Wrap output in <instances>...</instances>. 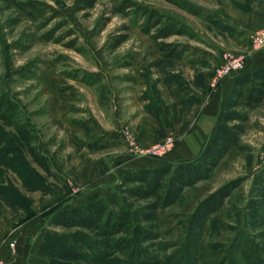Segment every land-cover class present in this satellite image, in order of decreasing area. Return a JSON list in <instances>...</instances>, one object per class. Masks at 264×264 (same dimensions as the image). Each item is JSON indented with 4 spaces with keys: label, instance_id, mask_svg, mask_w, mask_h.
Here are the masks:
<instances>
[{
    "label": "rangeland",
    "instance_id": "374dc122",
    "mask_svg": "<svg viewBox=\"0 0 264 264\" xmlns=\"http://www.w3.org/2000/svg\"><path fill=\"white\" fill-rule=\"evenodd\" d=\"M184 1L219 17V27L163 0H0V243L35 220H46L42 243L74 233L50 224L53 217L109 197L119 188V175L134 171L125 163L144 159L168 165L200 154L222 118L211 123L191 156L176 152L175 145L191 136L216 89L237 75L213 84L225 53L243 56L245 73H250L242 44L251 49L264 0ZM125 2L124 11L115 13ZM146 10L189 30L192 37L165 41L184 50L182 59L162 58L141 32ZM121 36L126 40L113 48ZM246 110L249 120L241 136L246 150L231 149L209 180L186 190L179 204L159 211L158 242L167 245L166 253L183 250L188 218L198 203L233 180L240 185L203 230L204 263L230 257V243L238 234L264 242V104ZM184 124L190 130L176 135ZM125 130L143 148L168 137L174 145L163 157L132 155L122 138ZM29 148L39 161L30 157ZM56 254V249L44 254L46 264ZM100 264L127 262L111 255Z\"/></svg>",
    "mask_w": 264,
    "mask_h": 264
},
{
    "label": "trees",
    "instance_id": "16d2710c",
    "mask_svg": "<svg viewBox=\"0 0 264 264\" xmlns=\"http://www.w3.org/2000/svg\"><path fill=\"white\" fill-rule=\"evenodd\" d=\"M163 1L213 27L220 25L219 17L206 14L184 0ZM126 3L115 13L123 12ZM87 5L92 7L91 2ZM142 17L140 30L154 43L162 58L182 59L184 50L178 44L165 41L172 36L192 37L189 30L155 10L143 11ZM125 40L126 36L117 38L113 48ZM263 99L264 67L250 73H245L244 69L235 76L222 121L195 159L153 169L125 171L119 175L118 190L106 199H94L82 207L58 212L50 224L76 231L67 237L47 233L46 238L51 236L54 242L47 243L45 239L39 256L47 260L44 254L56 249V258L50 260V264H100L103 258L111 255L123 258L127 264H212L204 263L203 230L240 185L239 180L226 183L198 203L185 228L187 244L179 252L168 254L167 245L158 242V213L179 204L186 190L209 180L231 149L246 150L241 144L249 120L246 109L260 104ZM189 130L190 124H184L176 135ZM28 154L35 161L40 160L34 149L29 148ZM260 197L264 199L263 192ZM263 208L264 203L260 209ZM229 256L214 264H240V256L242 264H264V242L256 244L250 237L238 234L230 243Z\"/></svg>",
    "mask_w": 264,
    "mask_h": 264
},
{
    "label": "crops",
    "instance_id": "0c3cea01",
    "mask_svg": "<svg viewBox=\"0 0 264 264\" xmlns=\"http://www.w3.org/2000/svg\"><path fill=\"white\" fill-rule=\"evenodd\" d=\"M263 19L258 20L254 23V25H259ZM252 26L249 28L251 29ZM249 31V30H248ZM245 39V36L244 38ZM242 51L248 54L247 63H246V71L252 72L261 67H264V50H260L258 52H251V49L242 44ZM235 77L232 79L224 80V82L216 89L215 95L210 102L202 109L198 118L196 119L194 127L191 131V136L186 137L184 139L179 140L175 145L176 152L182 151V154L191 156L190 151H193L198 143H202L208 136L209 128L212 122H218L220 118H222L224 107L226 106V100L228 98V94L231 90L233 81ZM217 97V98H216ZM264 104L263 101L254 105L250 108L261 106ZM146 136H148L149 132ZM147 142V140H144ZM143 141V142H144ZM200 146H198L199 148ZM201 149V148H200ZM198 151V149H197ZM199 151L197 152V154ZM185 157V156H184ZM188 161V159H184ZM183 161V160H182ZM128 169L132 170H140V169H153L164 165L160 162H152L146 161L144 159L132 160L130 163H125ZM89 171V170H87ZM93 173L96 175L99 172L89 171L88 173ZM85 173V170H84ZM83 173V174H84ZM88 175L84 174L86 178ZM111 177L110 183H114L113 179L114 173H110ZM44 221L46 220H35L27 225H25L17 235H14L12 238L5 240L0 243V259L4 262V264H46V261L39 256V248L42 243V234L44 229ZM15 242V247L13 250L10 248V244Z\"/></svg>",
    "mask_w": 264,
    "mask_h": 264
},
{
    "label": "built area",
    "instance_id": "2783aa9c",
    "mask_svg": "<svg viewBox=\"0 0 264 264\" xmlns=\"http://www.w3.org/2000/svg\"><path fill=\"white\" fill-rule=\"evenodd\" d=\"M249 41L251 49L254 51L264 49V16L260 27L251 34ZM244 61L245 59L243 56L225 53L222 56L220 65L215 69L213 84H216L220 80L229 78L234 74L243 72L245 69ZM122 138L129 146L132 155L137 156L163 157L174 145V139L172 137H168L163 142L153 145L150 148H143L128 130L123 131ZM14 247L15 242L10 244L11 250H13ZM0 264H4L1 259Z\"/></svg>",
    "mask_w": 264,
    "mask_h": 264
},
{
    "label": "bare ground",
    "instance_id": "6f19581e",
    "mask_svg": "<svg viewBox=\"0 0 264 264\" xmlns=\"http://www.w3.org/2000/svg\"><path fill=\"white\" fill-rule=\"evenodd\" d=\"M235 75V74H234Z\"/></svg>",
    "mask_w": 264,
    "mask_h": 264
}]
</instances>
